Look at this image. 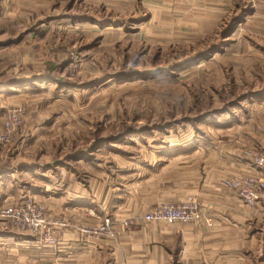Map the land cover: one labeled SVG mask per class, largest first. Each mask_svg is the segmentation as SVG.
<instances>
[{
  "label": "rangeland",
  "instance_id": "374dc122",
  "mask_svg": "<svg viewBox=\"0 0 264 264\" xmlns=\"http://www.w3.org/2000/svg\"><path fill=\"white\" fill-rule=\"evenodd\" d=\"M242 4L0 0V87L9 84L0 88V132L10 112L21 117L0 141V164H10L0 174V264H18L7 237L52 247L20 234L1 211L32 200L56 237L55 226L69 221L50 214L49 197L65 187L58 179L66 173L124 189L159 179L176 160L210 162L226 153L251 164L246 152L264 148V15L242 21ZM48 62L78 86L30 81ZM147 124L152 129L141 131ZM123 126L135 130L110 139ZM237 169L229 177L249 174ZM156 203L134 217L144 220ZM105 218L113 235L96 236ZM114 222L107 211L81 229L114 238Z\"/></svg>",
  "mask_w": 264,
  "mask_h": 264
},
{
  "label": "crops",
  "instance_id": "0c3cea01",
  "mask_svg": "<svg viewBox=\"0 0 264 264\" xmlns=\"http://www.w3.org/2000/svg\"><path fill=\"white\" fill-rule=\"evenodd\" d=\"M159 1L139 0L148 8ZM244 1L242 21L254 14L264 15V0ZM218 157L210 162L176 160L159 179L141 181L145 183L141 186L130 182L124 189H112L100 177L92 186L91 181L86 185L66 173L58 179L65 187H54L48 204L53 217L69 221L55 226L57 245L43 247L30 238H3L15 245L12 257L18 264H264V198L247 206L223 185V179L237 167L243 173L254 169L249 162L226 153ZM127 189L128 200L122 197ZM187 196L200 202L211 225L147 222L134 217L152 203ZM88 203L89 208L84 206ZM107 211L114 215V238H93L82 231L81 227L99 223Z\"/></svg>",
  "mask_w": 264,
  "mask_h": 264
},
{
  "label": "built area",
  "instance_id": "2783aa9c",
  "mask_svg": "<svg viewBox=\"0 0 264 264\" xmlns=\"http://www.w3.org/2000/svg\"><path fill=\"white\" fill-rule=\"evenodd\" d=\"M254 1V0H249ZM21 122L20 112H10L0 132V141L8 140L11 132ZM251 166L254 172L241 176H231L223 179V185L234 192L240 202L247 206H253L258 198H264V148L261 152L249 150ZM1 216L11 222L20 234L34 238L44 243H51L56 246L57 237L49 236L46 228V220L43 216L41 206H37L32 200H26L14 206H7L1 211ZM143 219L147 222L164 221L179 223H194L211 225L212 221L203 211L200 202L194 196H187L181 200L162 201L152 209L144 213ZM56 224V221L54 222ZM111 221L109 218L93 228L92 233L96 236L109 232ZM82 231L88 232L87 228Z\"/></svg>",
  "mask_w": 264,
  "mask_h": 264
},
{
  "label": "trees",
  "instance_id": "16d2710c",
  "mask_svg": "<svg viewBox=\"0 0 264 264\" xmlns=\"http://www.w3.org/2000/svg\"><path fill=\"white\" fill-rule=\"evenodd\" d=\"M215 51H217V48L212 47L209 50H206V52H202L201 54H199L198 59H203L207 55H210L211 53H214ZM58 65L59 64L57 62H48L46 69L43 72H41L40 74L34 76V78H32V77L29 78L30 81H35V80L53 81L62 87H77L78 82L70 81L67 76L62 75L59 72H57L56 68ZM4 86H9V84H6ZM4 86H1V87H4ZM150 129H152L151 126L149 124H147L143 127V129L141 131H147ZM134 130H135V128H133L132 126H123L121 132H119L118 136H116L118 138L112 137L110 139L115 141V140L119 139V137H121V136H127V135L133 133ZM9 165L10 164L6 163V162L4 164H0V174L8 171L10 168Z\"/></svg>",
  "mask_w": 264,
  "mask_h": 264
}]
</instances>
